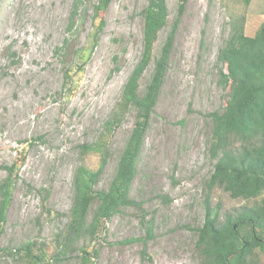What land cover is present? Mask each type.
Here are the masks:
<instances>
[{
	"label": "rangeland",
	"instance_id": "obj_1",
	"mask_svg": "<svg viewBox=\"0 0 264 264\" xmlns=\"http://www.w3.org/2000/svg\"><path fill=\"white\" fill-rule=\"evenodd\" d=\"M76 1L0 0V185L8 176L5 167L15 165L19 176L0 249L37 240L49 245L46 262L52 260L57 234L70 221L77 168L97 171L102 163V153L83 155L80 147L104 146L109 156L96 189H108L136 123L135 108L123 109L121 103L143 52V11L149 0H112L96 42L98 0H82L72 25ZM180 3L167 0L168 23L140 80V95L150 83ZM242 19L245 34L254 37L264 23V0L250 5L188 0L130 191L143 203L147 219L153 218L154 238L146 247L124 244L145 237L147 230L138 209H122L105 222L107 232L102 229L98 240L82 238L76 245L99 250L96 264H197L195 229L205 221V183L216 163L209 152L210 115L223 113L229 99L220 84L218 57ZM107 123H113L112 130ZM210 199L222 220L248 204L220 188ZM96 207L92 205L87 223ZM76 255L78 250L69 264H79ZM0 258V264H28L3 252Z\"/></svg>",
	"mask_w": 264,
	"mask_h": 264
},
{
	"label": "trees",
	"instance_id": "obj_2",
	"mask_svg": "<svg viewBox=\"0 0 264 264\" xmlns=\"http://www.w3.org/2000/svg\"><path fill=\"white\" fill-rule=\"evenodd\" d=\"M112 0H98L95 15L101 18L95 42L105 25V13ZM250 5L253 0H242ZM82 0H77L71 16L72 25L78 14ZM188 0H181L178 18L173 30L155 60L150 83L140 95V80L153 61L154 46L159 33L167 26L169 10L167 0H149L143 11L144 48L140 61L129 77L123 92V109L133 106L136 123L118 161L116 173L108 189H96L107 162L108 153L102 144L81 146L82 154L98 152L103 154L97 171L79 166L74 176L75 198L70 213V221L65 230L55 238L52 260L46 262L49 245L30 241L20 248L0 249L13 259L28 264H69L76 250L80 252L79 264H96L99 250L88 251L77 248L82 239H99L106 221L120 214L122 209L135 208L141 213V223L146 227L145 237L130 239L124 244L139 242L145 247L154 238L153 218L147 219L143 203L131 197V188L138 174L137 165L141 159L145 137L150 128L152 116L164 84L176 28L183 15ZM220 84L228 91V101L223 113L210 115L213 120L212 138L209 152L216 160L214 171L205 183L206 209L204 224L196 228L198 239L195 243L197 264H262L264 254V23L254 37L245 34L244 19L235 22L232 35L220 50ZM113 123H107L110 130ZM104 150V151H103ZM7 178L0 185V237L5 232L9 208L12 204L14 188L19 176L16 167H5ZM220 188L232 199H243L248 204L235 208L224 220L220 219L211 204L210 194ZM49 193H47L48 196ZM47 196L44 199H47ZM166 198V196H162ZM167 199V198H166ZM97 203L90 223L89 211ZM36 251H39L36 253ZM143 258L147 257L142 251ZM150 258V256H149ZM1 259V258H0ZM151 259V258H150Z\"/></svg>",
	"mask_w": 264,
	"mask_h": 264
}]
</instances>
